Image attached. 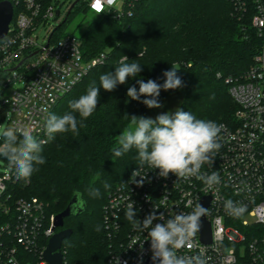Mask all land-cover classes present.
<instances>
[{
  "label": "built area",
  "instance_id": "1",
  "mask_svg": "<svg viewBox=\"0 0 264 264\" xmlns=\"http://www.w3.org/2000/svg\"><path fill=\"white\" fill-rule=\"evenodd\" d=\"M65 1L0 0V4L6 2L12 8L7 33L0 39V106L10 117L9 125L31 124L38 140H45L46 118L59 100L92 69L106 62L104 53L87 59L75 35L55 40L68 19L69 8L84 0H70L64 19L40 39L39 28L50 26L61 16ZM85 1L92 12L121 20L130 15L139 0ZM228 1L238 16H248L261 44L250 67L241 76L227 80L236 110L230 123L217 122L223 125L222 146L213 165L205 164L201 169L203 173H219L218 191H207L195 178L177 179L170 174L165 179L159 177L158 170L140 169L143 185L136 183L141 177L134 181L131 175L126 183L113 189L103 207L109 235L124 227L129 231L125 244L112 253L108 264H142L152 255L147 232L134 230L125 219L127 203H134L139 220L154 207L160 208L157 214L163 213L167 219L179 212H190V205L204 198H210L206 217L211 228L210 242H203L198 233L197 248L184 249L179 254L191 255L204 249L210 258L208 264H264V0ZM15 96L22 97L19 105L12 104ZM19 181L6 163L0 174V218L4 220L0 225V264H30L28 252L40 255L39 264H47L43 252L57 232L53 231L55 215L48 217L45 205L36 198L14 199L9 188ZM228 199L246 206L243 216L233 218L225 211ZM157 222L160 221H154ZM42 239L47 244L40 248ZM63 264H67L64 257Z\"/></svg>",
  "mask_w": 264,
  "mask_h": 264
},
{
  "label": "trees",
  "instance_id": "2",
  "mask_svg": "<svg viewBox=\"0 0 264 264\" xmlns=\"http://www.w3.org/2000/svg\"><path fill=\"white\" fill-rule=\"evenodd\" d=\"M79 10L84 14L92 12L84 0L68 19ZM131 11L121 20L95 13L97 17L79 36L64 34L66 23L59 28L55 40L75 35L87 59L104 53L106 62L92 69L64 95L51 114L61 116L69 112V101L84 94L93 81L98 86L99 76L114 72L123 56H127L129 63L141 64L142 71L111 92L101 88L97 109L84 121L86 127L80 128L79 134H58L54 141L43 144L46 162L37 166L39 170L30 181H19L9 188L14 199L41 201L48 217L62 212L75 193L82 196L86 210L65 218L61 228L73 231L62 245L67 264H108L112 253L127 240L126 227L109 235L103 207L113 189L126 183L137 169L136 153L132 150L117 158L112 150L118 146L119 134L129 126L130 116L144 117L152 110L140 101L130 100L127 89H138L137 80L152 79L162 84L163 73L174 66L179 69L177 75L184 86L162 89L159 101L181 90L180 109L198 118L230 123L236 104L229 94L227 80L241 76L250 67L261 44L248 16H238L228 0H139ZM105 183L110 187L105 189ZM91 188L99 189L100 196H90ZM3 221L0 218V225ZM96 225L101 226L99 232ZM46 244L47 240L42 239L40 248ZM27 258L30 264H39L41 260L33 252H28Z\"/></svg>",
  "mask_w": 264,
  "mask_h": 264
},
{
  "label": "clouds",
  "instance_id": "3",
  "mask_svg": "<svg viewBox=\"0 0 264 264\" xmlns=\"http://www.w3.org/2000/svg\"><path fill=\"white\" fill-rule=\"evenodd\" d=\"M141 55V53H139ZM129 61L123 56L115 67L114 72H106L99 76V85L93 81L86 92L77 99L69 101V112L58 116L49 114L44 125L45 140H38L33 134L31 124L12 123L0 131V158L7 161L17 179L28 182L38 171V165L46 162L43 144L55 140L58 134L72 132L79 134V129L86 127L84 121L93 115L98 107L101 88L111 92L118 85L127 84L129 78H135L142 71L141 64ZM178 68L172 66L163 73L162 84L155 80H137L139 85L130 86L127 96L130 100L140 101L149 109L161 108L159 101L161 90H176L184 83L177 75ZM44 79H47L45 75ZM43 79V80H44ZM141 97H145L141 100ZM12 104L19 105L22 97L12 98ZM77 114L79 120L77 119ZM131 122L118 136L117 147L113 148L115 157L120 158L135 150L137 169L133 171L134 181L142 186L144 175L140 169L158 170L159 177L167 179L170 174L177 179L195 178L203 183L207 191L215 193L221 183L218 172H201L205 164L213 165L214 157L221 148V131L223 125L213 120L198 118L194 113L178 108L173 112L158 114L154 119L143 116H130ZM7 118H10L7 114ZM110 186L105 183L104 188ZM89 195L99 197L100 191L89 189ZM130 199V198H129ZM190 212H179L165 219L163 213L157 214L158 207H154L143 220L137 219L134 203L126 205L125 219L134 230L147 232V241H150L151 260L153 264H208L209 257L204 249L195 254H179L182 250L197 248L196 237L201 230V218L207 217L208 209L201 203L191 206ZM225 211L233 218H240L246 211L242 203L228 199L224 202ZM154 221H160L154 223ZM95 230H101L96 225ZM143 247V245L141 246Z\"/></svg>",
  "mask_w": 264,
  "mask_h": 264
},
{
  "label": "water",
  "instance_id": "4",
  "mask_svg": "<svg viewBox=\"0 0 264 264\" xmlns=\"http://www.w3.org/2000/svg\"><path fill=\"white\" fill-rule=\"evenodd\" d=\"M74 4L71 6V8L74 6ZM70 12L71 11H69L68 14ZM11 19H12L11 6L6 2L1 3L0 4V39L6 35L8 30V25ZM63 23H65V20L63 21ZM209 203H210V198H204L201 201L202 206L205 208L209 206ZM86 207H87L86 202L82 199V196L79 193H75L72 199L70 200L69 204L67 205V207L62 212L54 216L53 231L63 228L65 218L70 216H77L83 213L86 210ZM72 233L73 231L70 228L61 229L55 232V234L49 239L47 247L43 252V259L47 262V264H63V255L61 252V248L64 240L69 239ZM199 234L203 242L205 243L210 242L211 228L209 222L206 220V217L201 218V230ZM142 264H153V262L151 258H149L146 261H144Z\"/></svg>",
  "mask_w": 264,
  "mask_h": 264
},
{
  "label": "rangeland",
  "instance_id": "5",
  "mask_svg": "<svg viewBox=\"0 0 264 264\" xmlns=\"http://www.w3.org/2000/svg\"><path fill=\"white\" fill-rule=\"evenodd\" d=\"M65 1V0H62ZM70 0L65 1L66 4L62 7L61 10V16L58 17L57 20H54L51 22L50 26H47L46 28L41 27L38 30V34L40 39H42L49 30L53 29L55 25H58L65 17L68 9V2ZM97 15L93 12H89L88 14H84L83 11L79 10L76 13H74L66 22V24L63 27V33H73L77 36H79L84 29L87 27V25L96 18ZM183 93L181 90H178L168 96L165 99H162L160 103L163 105L161 108L152 109L146 116L144 117H150L155 118L158 114L164 113V112H175L182 102ZM9 125V121L7 118V112L6 109L2 106H0V131L3 130L4 127ZM6 169V161L3 158H0V174L3 173Z\"/></svg>",
  "mask_w": 264,
  "mask_h": 264
},
{
  "label": "flooded vegetation",
  "instance_id": "6",
  "mask_svg": "<svg viewBox=\"0 0 264 264\" xmlns=\"http://www.w3.org/2000/svg\"><path fill=\"white\" fill-rule=\"evenodd\" d=\"M75 7H76V5H75ZM75 7L69 8V9H71L70 11L74 10Z\"/></svg>",
  "mask_w": 264,
  "mask_h": 264
}]
</instances>
